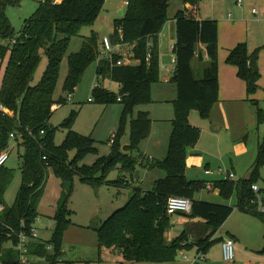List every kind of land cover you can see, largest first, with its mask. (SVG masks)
Wrapping results in <instances>:
<instances>
[{
	"label": "trees",
	"instance_id": "16d2710c",
	"mask_svg": "<svg viewBox=\"0 0 264 264\" xmlns=\"http://www.w3.org/2000/svg\"><path fill=\"white\" fill-rule=\"evenodd\" d=\"M125 1L128 6L125 15L115 21V34L122 28L124 44H133V56L139 63L115 66L110 59L99 60L100 43L95 33L85 38L79 52L68 54L71 37L79 35L82 26L97 19L107 0H45L25 20L17 38L4 12L6 1L0 0V40L12 41L10 46L0 44V58L4 59L10 53L0 91V105L8 111L0 109V153L9 149L12 133L16 136L15 141L25 148L20 168L23 180L13 206L6 203L5 196L16 171L7 166L0 169V262L4 264H19V252L16 250L19 235L23 231L31 235L30 229L39 216L38 206L50 171L61 179L63 188L54 215V232L48 241L32 237L30 254L45 257L51 264H56L62 255L65 233L73 224L70 202L76 178L95 187L101 184L128 187L130 183L125 181V176L134 180L142 165L166 173L164 178L155 181L152 190L143 192L141 188H135L124 207L93 226L99 246L119 249L124 264L173 262L186 248L208 251L217 241L213 238L235 210L234 206L195 199L206 182L189 180L186 175L189 151L201 137L200 130L190 122L191 112L196 109L202 117L209 118L219 101L218 21L198 20L195 12L181 10L176 14V71L173 81L177 85L178 96L173 101L174 119L168 154L162 160L145 161L138 154L142 142L151 134L153 121L148 111L137 109L153 101L152 87L160 81L159 36L170 19L171 0ZM184 1L194 8L200 2ZM201 44L206 46L207 60L199 54ZM44 57L48 65L41 81L34 84ZM66 57L69 72L64 81V91L74 92L87 68L97 60V74L121 84L119 93L103 86L93 90L96 101L105 106L118 102L124 107L114 142H111L112 138L110 140L111 153L100 156L92 165L82 162L88 154L97 152L96 141L92 136L73 130L77 111L62 125L69 132L61 145L55 143L58 128L50 125L54 106L68 102L63 96L55 99ZM196 58L200 65L198 74L193 65ZM258 61L259 52L251 53L247 43L238 44L227 57V62L237 67L238 76L246 82L249 95H255L260 87L261 74L256 71ZM251 102L258 105L259 117L263 120L264 111L259 102L254 99ZM128 128L130 143L124 146L122 138ZM263 165L264 142L259 146L255 168L249 178L216 181L215 186L227 200L236 195L237 207L264 223V214L253 211L258 206V195L253 186L257 185L259 168ZM116 169L123 175L115 180L109 179L110 173ZM171 196L188 197L193 205L190 213L174 214L188 222L181 235L168 242L167 233L174 216L168 214Z\"/></svg>",
	"mask_w": 264,
	"mask_h": 264
},
{
	"label": "rangeland",
	"instance_id": "374dc122",
	"mask_svg": "<svg viewBox=\"0 0 264 264\" xmlns=\"http://www.w3.org/2000/svg\"><path fill=\"white\" fill-rule=\"evenodd\" d=\"M5 1L6 4L4 7V12L13 25L15 32L14 36L17 38L24 26L25 20L30 18L45 0ZM239 1H242V7L238 6L237 2ZM178 3H180V0H178ZM124 7L125 4L123 0H107L103 11L100 13L97 19L92 24H86L82 26L79 35H74L71 37L68 54L79 52L83 46L85 38L91 36L92 33L97 34V36L100 38L99 43H101L103 37L105 36H112V39L115 42L117 39H120L119 41L124 43L125 41L122 39V33H120L118 30V34H115V21L122 17L120 11ZM201 8L208 10V16H216L217 19L221 21L220 34L221 46L223 48L228 46V43L233 40V44H236L235 46H237L238 43H247L251 53L255 51L259 52L258 69L261 77L259 80L260 87L258 91L260 93L263 92V100H255L259 102L260 107L264 111V19H257L253 14L254 8H257L264 13V0H202ZM174 12L177 13L175 2L174 6L169 11V15L172 17L173 14H175ZM171 42L172 41L169 40V42L165 43L166 51L170 49ZM11 43V40H0V44L5 46H10ZM127 45L130 47L123 48L122 53L124 54H128L129 48L132 49L133 46L131 43H128ZM170 54L171 53L166 55L165 63L170 62ZM107 56V53L103 52V49L100 45L99 59L107 58ZM9 57L10 53H8L4 59L0 58V91L4 79V73L9 62ZM47 65L48 60L46 57H44L35 75V80L33 82L34 84H37L41 81ZM97 65L98 60L87 68L75 91L69 93L63 89L64 81L69 72L68 57L64 59L55 99L59 100L60 97L63 96L68 100V102L56 107L50 120V125L58 128L55 136V143L57 145H61L69 132V129L62 126L63 123L72 117L74 111L78 112L73 130L84 136H92V138H94L96 141L95 147L97 148V152L88 154L82 162L83 164L87 165H92L100 156L109 155L111 153L112 148L110 140L114 134V131L116 132L118 129L124 107L122 103L118 102L113 103L108 107L103 103L96 101V98L93 95V90L95 87L104 85L115 93H119L120 91L119 82L110 78L104 79L102 76L97 74ZM196 72L198 74L199 71L197 70ZM173 84L174 83L172 82L169 84H155L152 94L153 101L150 104L140 106L137 111L148 109L151 112L152 117L156 118H166L170 114L174 115L173 101L176 97V91L173 89ZM70 95L71 99H69ZM258 96H255V98H258ZM90 99H92V101H90ZM239 104H244L242 105V109H238L239 106L237 105ZM217 106L218 104L214 107L216 108ZM226 106L231 113L230 122H234L233 126L239 128L241 131H244V133H240V136L238 135V137L235 135L227 137L226 134L230 135L231 130L230 132L226 131L227 128L225 126H227V122L220 123L223 127L220 133H217V135L220 137L219 144H217L216 141H213V143H208L207 146H203L201 144L204 163L203 166L199 167L198 169L190 167L187 172L189 180H200L206 178L205 170L208 168L216 173L221 171V176L227 175L228 171H233L235 172L234 174H236V178L234 179L236 181L250 177V175L253 173L258 157L259 142L264 141V117L263 120H260L259 107L258 105L253 104L251 101L248 103L246 102L238 104L228 103ZM233 111H237L238 113L237 121H234ZM211 117H202L200 112L196 109L192 110L190 115V118H192L196 124L200 125V129L202 131L204 128L206 130L211 129ZM157 126L162 128L166 127L169 129V124H167L165 121H158ZM166 138L167 135L159 137L161 140ZM169 141L170 139L167 140L166 144L167 151ZM129 143L130 130L128 128L122 138V144L125 146ZM143 143L144 144L140 146L141 150L148 142ZM155 145L157 146L158 144ZM155 145H151V140H149L147 148L153 149ZM243 145L247 147L248 152H241ZM161 150L162 149L160 148V145H158L156 150L157 153L160 154ZM8 152L10 153V159L7 161L6 166L10 169H14L16 171V175L6 192L5 198L6 203L9 206H13L17 200L23 180V174L20 168L23 163L22 156L25 153V148L17 141H11ZM71 155L73 156L74 153H71ZM120 174L121 171L116 169L110 173L109 179H117L121 176ZM160 174H164V172L158 168H148L147 170L146 168H143L141 187L146 190H152L155 181L161 177ZM216 175L218 176V174ZM134 181H138L136 175ZM256 183L260 188V191L256 193L258 198L261 199V196H264V165L259 168V174ZM60 191L62 196V181L59 177L54 175L52 171H50L38 207V213L40 215L34 224L38 230L39 237L45 241L50 240L53 235V229L55 226L54 213L55 209L57 208L56 198ZM128 193H130L128 188L119 189L108 184H101L100 186L95 187L85 184L79 178H76L75 192L73 193L74 196L70 202V209L73 210V224L74 222H85L83 224H85V228L88 229L87 225L89 224L90 220L88 221L87 219V217H89L87 212L89 210L92 208L95 209L97 213L96 215L100 216V218L103 216H108V214H110L112 211L115 212L114 208L116 206H121L120 202L127 198ZM204 196H207L206 199L210 200L209 192H204ZM224 200L226 204L235 206V210L227 219L223 228L221 227V231H218L219 233L214 239L218 241L222 236L235 232L234 234L239 237L240 241L243 242V245L248 247L249 252H252L257 256L264 257V223L257 216L245 213L239 209L237 207L238 199L236 195L232 196V198L228 200ZM224 200H222V202H224ZM124 206L125 205L119 207V209ZM177 219L184 218L182 216L175 215L173 220L175 221ZM98 222L100 221L95 220V223ZM92 229L94 230V228ZM93 230H89V234L86 239L89 240V244L95 243L96 245L98 235L96 237ZM73 231V234L76 232L75 235H78L80 233L84 234L88 230H84L79 227L73 228ZM80 236L81 235H78V237ZM215 246L218 249L221 248L219 242ZM196 249L192 248L190 250L191 252L187 253V256H192L193 258L196 257L198 252V250L196 252ZM87 250L88 249L83 248L82 250H77L76 253L78 256L82 257L84 255L87 257L91 253ZM30 256L31 254L28 256V258H30ZM36 258L37 257H34V259ZM46 261L43 260L41 264H46ZM140 264L149 263L141 262Z\"/></svg>",
	"mask_w": 264,
	"mask_h": 264
},
{
	"label": "crops",
	"instance_id": "0c3cea01",
	"mask_svg": "<svg viewBox=\"0 0 264 264\" xmlns=\"http://www.w3.org/2000/svg\"><path fill=\"white\" fill-rule=\"evenodd\" d=\"M123 1L125 4V7H124L125 9L123 8L120 11L122 16L125 15L126 8H127L126 1L125 0H123ZM201 1L194 8V6L191 3H186L184 0H180V3H178V0H171V5L169 8V11H170V9L174 6V2H175L176 7H177V13L181 10L187 11V12H195L198 20L203 21L206 19H215L218 21V24H219V101L215 104V106L217 104H218V106L216 108L214 107L215 109L213 108V111L211 114L212 117L210 116L212 118L211 120L209 119L210 124L212 125L210 130H206L204 128V130L202 131L200 129V125L196 124L194 122V120L192 118H190L191 124L193 126L197 127L200 130V132H203V133H201V137H200V140L198 142L199 144L197 143L189 151V155L187 158V172L190 169V167L198 169L199 167L203 166L204 156H202L201 144L203 146H207L208 143H213V141H216L217 144H219L220 137L217 135V133H220V131L222 130V127H223L220 123L227 122L226 123L227 126H225L227 128L226 131L230 132V130H231L230 135L226 134L227 137L232 136V135H235L238 137V135L240 136V133H244V131H241V130H239V128L233 126L234 122H230L231 121V113L229 112V109L226 106V104H228V103L238 104V103H246V102L248 103L252 99L263 100V92L260 93L258 91L255 95H249L248 94L246 82L238 76L237 67H235L234 65H231L227 62V57H228L230 51L236 47L235 46L236 44H233L234 41L231 40L228 43L229 45L226 46L225 48H223L221 46V34H220L221 21H219L216 16H208V14H209L208 10L205 8H201ZM237 4L240 7L243 6L242 1H241V3H240V1L237 2ZM174 13L175 14H173L172 17L169 15L170 19L167 22V24L165 25L163 31L161 32V34L159 36L160 53H161V71H160V81L158 83H167V84H169L171 82L174 83L173 78L175 76V71H176L174 47H175L176 42H177V22H176V18H175L177 13L176 12H174ZM231 13H233V12H231ZM169 40L172 41L171 46H170V49H168V51H166L165 50V43L169 42ZM169 53H171L170 54L171 55L170 56V62L165 63V57ZM199 54H202V56L204 57L205 60L208 59L207 49H206L205 45L201 44L199 46ZM198 55H197V58H198ZM197 58L195 59L193 65H194L195 69H197L199 71L200 65L198 63ZM137 63H138V61L135 62V64H137ZM154 85H153V87H154ZM153 87H152V94H153ZM120 88H121V84H120ZM173 89L176 91V97L174 98V100H175L178 96L176 83L173 84ZM255 96H258V98L257 97L255 98ZM242 105H244V104L237 105V106H239L238 109H242L243 108ZM58 106H60V105L59 104L55 105L54 109ZM146 111H148L151 115V112L148 109ZM173 111H174V109H173ZM233 117H234V121H237V119H238L237 111H233ZM151 118L153 121L151 134L147 139H145L143 141V142H148V143H146V145L143 146L142 150L140 149V152L138 154V155H141V157L144 158L145 161L146 160L147 161L148 160L149 161L150 160L151 161L162 160L167 156L168 151H167V145L166 144H167V140L170 139V135L172 132V121L174 119V115L170 114L166 118H160V117L156 118V117H152V115H151ZM158 121L159 122H164V121L167 122V124H169V129L166 127L162 128V127H160L161 125L157 126ZM200 124H203V123H200ZM162 129H164V130H162ZM114 134H115V131H114ZM164 135H167L166 139H164V140L159 139V137H162ZM149 140H151V145H155V144L160 145V148L162 149L160 154H158L156 151L158 145L157 146L155 145L156 147L154 146L153 149L147 148V146L149 144ZM143 142H142V144H144ZM261 143H262V141L259 142V146ZM168 148H169V145H168ZM241 150H242L241 152H248V149L245 145H243ZM143 168H146V170L148 169L144 165L140 166V168L138 169V171H139V178H137L138 181L135 182L134 180H131L130 177L127 175V176H125L124 179H125V181L130 183V186H128V187L127 186H120V187L115 186L116 188H119V189L128 188L130 190V193H128L127 198L124 201L120 202L121 206L126 205V203L129 201V199L133 195L135 188H141L143 192L149 191V190H146L143 187H141L142 186L141 177H142V169ZM208 170L211 171L209 168L205 170L206 178L200 179V181L206 182V186L204 189L197 192V194L195 195V199L202 200V201H208V202L216 203V204L228 205V204H226V202L224 200L225 198L220 194V189H218L215 186V182L221 181V180L236 181V180H234L236 178V174H235V177L233 179L230 178V173H235V172L228 171L227 175L221 176V174H220L221 171L220 172L218 171V173L211 171V173L207 174L206 171H208ZM187 172H186V175L188 178ZM216 174H218V176ZM120 175H123V173L121 172ZM163 175L165 177L166 173L164 172V174H160L161 177H163ZM161 177L159 179H161ZM246 178H249V177H246ZM243 179H245V178H243ZM208 183H212L213 188H211V189L208 188L207 187ZM45 186H46V184H45ZM112 186H114V185H112ZM44 189H45V187H44ZM204 192H209V197H210L209 199L210 200L206 199L207 196H204ZM60 198H61V191L56 198L57 207H58ZM263 199H264V196L262 195L261 199L258 198L257 202L259 203L261 200L263 201ZM222 200H224V202H222ZM121 206H116L114 208V211L118 210L119 207H121ZM56 210H57V208L55 209V213H56ZM253 211L260 213V214H264V213H261L259 211H256L255 208H253ZM112 212L110 214H108V216H103L100 218V216L96 215L97 213H96L95 209L92 208L91 210H89L87 212L89 214V217H87V219H88V221L90 220L89 224L87 225L88 229L85 228L86 226H85V224H83L85 222H81V223L74 222V224H72V226L66 231V234L64 237V242H63L62 255L59 256L56 264H67L68 262H71V264H124L123 263L124 258H123L122 252L119 249L101 248L99 246V240H97V244L95 245V243L89 244L88 243L89 240L86 239V237L89 234V230L90 229L93 230L92 228L95 224V220L103 222L104 220H106L109 216H111L114 213V212L113 213ZM174 216H172V227L170 228V230L167 233L168 242H171L175 238L179 237L181 235V233L183 232V230L185 229V226L188 222L187 219H177L174 221L173 220ZM223 226H222V228H223ZM79 227L84 229V230H88L84 234L83 233L78 234V235H81L80 237H78V235H75L76 232L73 234V232H74L73 228H79ZM93 231L97 237L96 230L94 229ZM220 231L221 230H219V232ZM53 232H54V229H53ZM219 232H217L216 235H218ZM234 233L235 232H232V234L222 236L220 238V240H218L212 244V246L210 247V249L208 251H205L204 249H199V248L196 249V247H195L196 252H197V250H198V252H197V256L194 258L192 256L191 257L187 256V253L191 252L190 250L192 248H186V249H183L179 252L177 259L175 261L165 262V263H154V264H201V263H203V264H228L223 258V251H222V241L227 237L234 238V240L236 242L237 252H236L235 264H264V257L257 256L254 253L249 252L248 247L244 246L243 242L240 241L239 237ZM216 235H215V237H216ZM37 238H39V240H43V239H41V237H39V235ZM43 241H45V240H43ZM218 242L221 245L220 249H218L215 246L216 244H218ZM83 248H86V249H88L87 250L88 252H91L87 257L84 255L82 257L78 256L76 253L77 250H82ZM49 249L51 250L52 247L50 246ZM201 251H204L206 253V259L204 261L197 260V257ZM31 256H33V257H31ZM31 256H30L29 262L27 264H41V262L43 260H45V261L47 260L45 257H41V256H37V255H31ZM185 256H187V257H185ZM34 257H37V258L34 259ZM39 258H41V259H39ZM137 263L140 264L141 262H137ZM46 264H51V263L47 260ZM130 264H136V263H130ZM149 264H153V263H149Z\"/></svg>",
	"mask_w": 264,
	"mask_h": 264
},
{
	"label": "built area",
	"instance_id": "2783aa9c",
	"mask_svg": "<svg viewBox=\"0 0 264 264\" xmlns=\"http://www.w3.org/2000/svg\"><path fill=\"white\" fill-rule=\"evenodd\" d=\"M241 3V1H240ZM126 5L128 6V2H126ZM253 14L256 16L257 19H264V13L261 12L259 9L254 8ZM120 33H122V28L119 29ZM120 39H117L116 42L111 37H103L100 45L103 49V52L107 53V59H110L111 62H113V65L115 66H124V65H135V62L139 60H136L133 56V46L132 49L129 48V53L124 54L122 53V50L124 47H130L127 44H124L123 42L119 41ZM13 43H16V40L13 41ZM117 57L116 61L114 59ZM150 57V56H149ZM100 60V59H99ZM133 61V63H132ZM69 99H71V95L69 96ZM92 101V99H90ZM0 109L5 110L8 112L2 105H0ZM42 134L44 135L45 132L42 131ZM15 134H11V140L15 141ZM115 135H113L111 142H114ZM10 159V153L8 150H5L0 153V169L4 166H6L7 161ZM207 174L211 173V171H206ZM235 177L234 173H230V178L233 179ZM208 188H213L212 183L207 184ZM253 189L255 192H259L260 188L257 185L253 186ZM192 205L193 202L190 198L184 197V196H171L168 201V214L174 215L177 213H190L192 211ZM256 211H259L261 213H264V201H260L258 203V206L256 207ZM31 235L28 234V231H23L19 235V241L16 246V250L19 252V264H27L29 262L28 256L30 255V242L33 238L38 237V231L35 225H32L31 229ZM222 251H223V258L228 264H235L236 261V242L234 238L227 237L222 241ZM206 259V253L204 251H201L197 257V260L204 261ZM0 264H4L0 262Z\"/></svg>",
	"mask_w": 264,
	"mask_h": 264
},
{
	"label": "water",
	"instance_id": "95a60500",
	"mask_svg": "<svg viewBox=\"0 0 264 264\" xmlns=\"http://www.w3.org/2000/svg\"><path fill=\"white\" fill-rule=\"evenodd\" d=\"M256 71H258V67L256 68ZM136 177L139 178V171L136 172Z\"/></svg>",
	"mask_w": 264,
	"mask_h": 264
}]
</instances>
